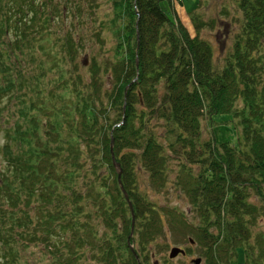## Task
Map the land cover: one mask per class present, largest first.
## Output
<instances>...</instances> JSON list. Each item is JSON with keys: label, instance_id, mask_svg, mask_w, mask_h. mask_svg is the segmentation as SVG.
<instances>
[{"label": "trees", "instance_id": "trees-1", "mask_svg": "<svg viewBox=\"0 0 264 264\" xmlns=\"http://www.w3.org/2000/svg\"><path fill=\"white\" fill-rule=\"evenodd\" d=\"M172 1H116L127 16L125 40L117 46L119 59L102 69L113 83L104 90L95 58L87 80L76 64L48 69L40 58L57 64L66 53L77 59L84 37L71 34V19L79 17L71 7L79 2L0 0L2 264H28L17 252L32 245H41L53 264H138L128 243L132 213L114 162L134 203L132 244L142 264H153L161 251L153 243L163 234V209L136 191L134 165L162 186L171 154L204 164L182 186L202 219L193 230L205 264H264V232L254 233L264 220V0H237L242 24L220 65L200 34L219 19L192 16V37L172 13ZM24 63H34L38 73L22 80ZM50 70L58 76L47 90L41 78ZM21 88L27 91L18 93ZM15 99L16 119L5 125L4 112ZM217 115L237 120V148L229 140L200 139L202 118ZM152 119L164 121L165 135L150 126ZM169 211L170 225L189 226L177 208ZM96 217L104 227L100 236Z\"/></svg>", "mask_w": 264, "mask_h": 264}, {"label": "rangeland", "instance_id": "rangeland-1", "mask_svg": "<svg viewBox=\"0 0 264 264\" xmlns=\"http://www.w3.org/2000/svg\"><path fill=\"white\" fill-rule=\"evenodd\" d=\"M117 0H76L79 2L73 4L71 7L76 15H78V20L71 19V34L74 38L83 36L84 40L80 39V51L76 60H72V54L68 56L66 53L60 54V59L57 64L55 60L48 58L43 53L45 50L40 51L43 55L42 60L44 65L51 68L54 65H59L56 70L70 68L73 69L75 64L77 65L78 71L81 73L84 80L92 78L88 74V66H91L93 58L101 65L100 76L104 79L103 89L111 90L113 83L109 77V70L104 71L107 66L111 65V62H116L119 56L122 55L118 52L117 46L125 40V35L123 34V22L127 20V16L121 12V6L116 5ZM174 11L176 13V18L182 22L186 27L188 32L192 37L196 35L195 23L192 20V16H197L199 21H209L212 18L219 19L214 28L205 26L200 30L202 37L207 39L213 46L214 49V60L220 65L223 64L225 55L231 49L234 42V31L238 32L239 27L242 24L241 12L238 9L237 0H173ZM162 6L166 10L169 9V5L165 2ZM79 7V9H78ZM172 7V5H170ZM235 24H233V23ZM63 24H59L58 30L62 29ZM62 32L61 30H59ZM50 43H54L53 39L50 38ZM123 47H125L123 45ZM60 50V49H59ZM126 48H122V52L125 53ZM107 65V66H106ZM32 66L34 68H32ZM25 65L23 64L22 73L25 75L22 80L27 76H31L38 73L39 69L34 63ZM104 69V70H102ZM50 70L47 75L41 78V84H46V89L52 85V80L58 75L56 72H51ZM30 76V77H29ZM30 85V83H29ZM27 89H18V93L25 92ZM16 94V91L13 92ZM17 100L11 103V107L4 112V120L9 119L10 123H14L16 116L12 117L13 111L19 103L16 105ZM116 117V112H111V119ZM226 121L227 123H224ZM235 118L232 119L227 115H217L215 120L208 117H203L201 121V137L203 141L212 142L214 139L217 142H223L229 140L233 147L238 146V136H239V126L236 124ZM1 123L8 125L7 120ZM150 126H153L158 135H165L166 127L164 121H159L157 119H152L150 121ZM6 127V126H4ZM2 131L0 130V157H2L1 145H2ZM170 141H173L174 137H169ZM200 148V146H195ZM166 150V149H165ZM138 153V150H137ZM172 158L167 159L165 166V177L163 179L162 186L155 185L150 179V172L145 168H139L140 165H134V177L136 178V191L139 192L146 200L155 204L158 208L163 209L162 215L164 219L163 234L155 239L153 243L156 246L158 243V251L156 254V260L153 259V264H163L164 260H171L174 264H194L193 260L201 258L199 264L206 263V257L204 253V248L199 242H195L196 232L193 230V226L201 224L202 219L199 216L198 206L195 203H191L187 191L183 188V183L190 177V175L196 176L204 164L200 162H190L184 159L176 158L175 154H171ZM0 169H2V164H0ZM118 171V170H117ZM188 182V181H187ZM127 191V190H126ZM128 193V192H127ZM124 194V193H123ZM129 195V194H128ZM130 197V196H129ZM126 199V198H125ZM132 204L133 201L130 198ZM127 201V200H126ZM128 204V201H127ZM129 205V204H128ZM130 208V206H129ZM134 208V205H133ZM177 208L190 222L189 226H184L183 223L177 220L178 223L175 225H170V221L167 219L168 214H170L169 209ZM131 211V210H130ZM175 217L173 216V219ZM133 220V218H132ZM117 232L121 229L122 219L118 218ZM136 218L134 215V226L136 224ZM174 221V220H173ZM93 225L97 229V233L100 236L104 227L101 223V219L96 217L93 218ZM124 224V222H123ZM259 231L264 232V220H258L257 225L254 227V233ZM116 232V233H117ZM132 234V227L130 235ZM134 234V228H133ZM132 234V237H133ZM130 237V236H129ZM131 237V238H132ZM191 239L193 241H191ZM128 243L132 244V241ZM134 246V244H132ZM173 247H180L185 251V253H178L174 257H170V251ZM43 247L32 245L29 248L17 252L18 255L22 256L21 263L28 264H53L52 259L47 254L43 253ZM1 250V247H0ZM135 250V246H134ZM136 252V250H135ZM2 253V251H0ZM137 254V253H136ZM141 263V260H140ZM0 264L1 258H0ZM142 264V263H141Z\"/></svg>", "mask_w": 264, "mask_h": 264}, {"label": "water", "instance_id": "water-1", "mask_svg": "<svg viewBox=\"0 0 264 264\" xmlns=\"http://www.w3.org/2000/svg\"><path fill=\"white\" fill-rule=\"evenodd\" d=\"M139 46V35H138V33H137V47ZM137 67H138V60H137ZM113 139H112V141H111V152H112V157H113V159H114V153H113ZM115 163V166H116V168H117V170H118V182H119V185H120V187H121V189H122V191H123V193H124V196H125V198H126V200L128 201V204H129V206H130V210H131V213H132V218H133V220H132V234H133V228H134V208H133V204H132V202H131V200H130V197H129V195H128V193H127V191H126V189L124 188V186H123V182H122V169H121V167H120V164L119 163H117V162H114ZM132 234L130 235V237H129V241L131 240V237H132ZM131 249H132V251H133V253H134V255H135V257H136V259H137V261H138V264H141L140 263V258H139V256L136 254V252H135V250H134V246L131 244ZM178 253H185V250L184 249H182V248H180V247H173L172 249H171V251H170V257H174V256H176V255H178ZM201 262V258H197V259H194L193 260V263L194 264H199Z\"/></svg>", "mask_w": 264, "mask_h": 264}, {"label": "crops", "instance_id": "crops-1", "mask_svg": "<svg viewBox=\"0 0 264 264\" xmlns=\"http://www.w3.org/2000/svg\"><path fill=\"white\" fill-rule=\"evenodd\" d=\"M173 3H174V1H172V3H171V5H172V7H171V11H172V13L175 15V18H176V13H175V11H174Z\"/></svg>", "mask_w": 264, "mask_h": 264}]
</instances>
